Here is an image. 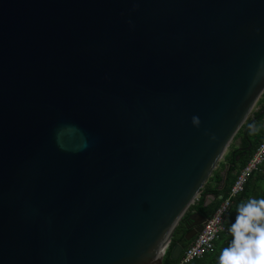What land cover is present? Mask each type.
<instances>
[{
  "label": "water",
  "instance_id": "1",
  "mask_svg": "<svg viewBox=\"0 0 264 264\" xmlns=\"http://www.w3.org/2000/svg\"><path fill=\"white\" fill-rule=\"evenodd\" d=\"M263 91L264 0H0V264H162Z\"/></svg>",
  "mask_w": 264,
  "mask_h": 264
},
{
  "label": "trees",
  "instance_id": "2",
  "mask_svg": "<svg viewBox=\"0 0 264 264\" xmlns=\"http://www.w3.org/2000/svg\"><path fill=\"white\" fill-rule=\"evenodd\" d=\"M260 96L262 97L260 99L258 98L257 100V102L260 103L258 109L253 111L251 115H248L247 119L233 138V140L242 138L241 145L243 147H247L250 144V148L246 153L243 154L242 151L233 146V148L228 149L224 153L222 160L218 162L215 169L211 172L203 186L200 188L197 197L194 199L193 203L190 204L182 220L176 226L171 241L163 255L162 264H177L178 260H174L169 257V250L172 245L181 239L184 233L187 231L185 227V220L189 215L195 212L205 217H208L214 212V210L227 195L239 169L246 163L253 150L256 148L258 142L262 139L264 134L262 126L264 121V113H262L264 108V91ZM237 155L239 156V159H236ZM258 171H255L252 174ZM244 188L246 189V184ZM243 192L244 191L240 192L234 198L229 211L235 207V212H239V209L242 206V201L238 200L239 198H242V196L245 197V195H242ZM261 199L264 198L262 197ZM203 256L204 254L199 258L192 259L187 264H202Z\"/></svg>",
  "mask_w": 264,
  "mask_h": 264
},
{
  "label": "built area",
  "instance_id": "3",
  "mask_svg": "<svg viewBox=\"0 0 264 264\" xmlns=\"http://www.w3.org/2000/svg\"><path fill=\"white\" fill-rule=\"evenodd\" d=\"M262 124L264 131V121ZM263 161L264 134L246 163L239 169L227 195L214 212L206 217L202 230L197 233L183 249L177 264H187L192 259L201 257L207 251L212 249L214 242L219 239L222 234H226L228 232V228L224 221L225 216L228 213L234 198L243 191L248 177L253 172L260 169Z\"/></svg>",
  "mask_w": 264,
  "mask_h": 264
},
{
  "label": "clouds",
  "instance_id": "4",
  "mask_svg": "<svg viewBox=\"0 0 264 264\" xmlns=\"http://www.w3.org/2000/svg\"><path fill=\"white\" fill-rule=\"evenodd\" d=\"M239 213L230 228L234 238L223 249L220 264H264V199H251Z\"/></svg>",
  "mask_w": 264,
  "mask_h": 264
},
{
  "label": "crops",
  "instance_id": "5",
  "mask_svg": "<svg viewBox=\"0 0 264 264\" xmlns=\"http://www.w3.org/2000/svg\"><path fill=\"white\" fill-rule=\"evenodd\" d=\"M235 140L236 142L234 147L240 149L242 138H237ZM261 165L260 170L250 175L247 179L248 181L245 183L246 189L244 188V192L242 194L245 195V197L242 196V198H239L238 200L242 201V206L247 204L251 199L259 200L262 197L264 198V161ZM239 214V212H235V207L228 211L224 220L225 225L228 228V232L226 234H222V236L214 242L212 249L204 254L202 257V264H220L219 258L223 249L229 247L234 238L230 228L234 223H236Z\"/></svg>",
  "mask_w": 264,
  "mask_h": 264
},
{
  "label": "rangeland",
  "instance_id": "6",
  "mask_svg": "<svg viewBox=\"0 0 264 264\" xmlns=\"http://www.w3.org/2000/svg\"><path fill=\"white\" fill-rule=\"evenodd\" d=\"M261 97H262V96H260L259 99H260ZM259 104H260V103H258V102H256V103L254 104V106H253V108H252V110H251V112H250L249 115H251V113H252L253 111H255L256 109H258ZM235 142H236V140H232V142L230 143V145H229V147L227 148V150L233 148ZM227 150H226V151H227ZM226 151H225V152H226ZM221 160H222V159H221Z\"/></svg>",
  "mask_w": 264,
  "mask_h": 264
},
{
  "label": "flooded vegetation",
  "instance_id": "7",
  "mask_svg": "<svg viewBox=\"0 0 264 264\" xmlns=\"http://www.w3.org/2000/svg\"><path fill=\"white\" fill-rule=\"evenodd\" d=\"M240 146H241V147H240L239 150L242 151V153H244V150H245L247 147H249L250 144H249L247 147H243L242 145H240ZM241 149H242V150H241ZM243 149H244V150H243ZM246 152H247V151H246ZM246 152H245V153H246ZM187 223H188L187 220H185V227H186Z\"/></svg>",
  "mask_w": 264,
  "mask_h": 264
},
{
  "label": "bare ground",
  "instance_id": "8",
  "mask_svg": "<svg viewBox=\"0 0 264 264\" xmlns=\"http://www.w3.org/2000/svg\"><path fill=\"white\" fill-rule=\"evenodd\" d=\"M167 247V244L165 245V248Z\"/></svg>",
  "mask_w": 264,
  "mask_h": 264
}]
</instances>
